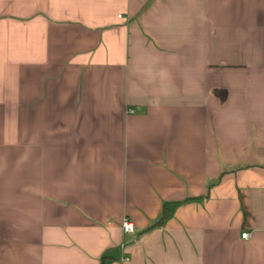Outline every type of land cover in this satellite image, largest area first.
Returning a JSON list of instances; mask_svg holds the SVG:
<instances>
[{
  "label": "crops",
  "instance_id": "obj_1",
  "mask_svg": "<svg viewBox=\"0 0 264 264\" xmlns=\"http://www.w3.org/2000/svg\"><path fill=\"white\" fill-rule=\"evenodd\" d=\"M0 264H264V0H0Z\"/></svg>",
  "mask_w": 264,
  "mask_h": 264
},
{
  "label": "built area",
  "instance_id": "obj_2",
  "mask_svg": "<svg viewBox=\"0 0 264 264\" xmlns=\"http://www.w3.org/2000/svg\"><path fill=\"white\" fill-rule=\"evenodd\" d=\"M121 228L123 230L124 233L126 234H131L135 231V228L133 226V224L128 220V219H124L123 222L121 223ZM249 234L244 233L242 234V238H247ZM122 260L127 261L128 259L126 257H123Z\"/></svg>",
  "mask_w": 264,
  "mask_h": 264
},
{
  "label": "trees",
  "instance_id": "obj_3",
  "mask_svg": "<svg viewBox=\"0 0 264 264\" xmlns=\"http://www.w3.org/2000/svg\"><path fill=\"white\" fill-rule=\"evenodd\" d=\"M169 211L167 208H165L162 217L159 219L158 224H162L164 220L168 217Z\"/></svg>",
  "mask_w": 264,
  "mask_h": 264
}]
</instances>
